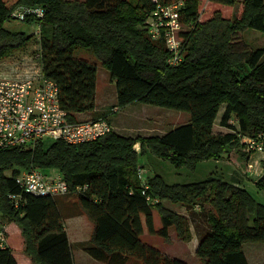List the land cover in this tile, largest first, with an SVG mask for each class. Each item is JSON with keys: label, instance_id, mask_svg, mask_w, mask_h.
I'll use <instances>...</instances> for the list:
<instances>
[{"label": "trees", "instance_id": "trees-1", "mask_svg": "<svg viewBox=\"0 0 264 264\" xmlns=\"http://www.w3.org/2000/svg\"><path fill=\"white\" fill-rule=\"evenodd\" d=\"M182 1V58L171 65L164 42L147 33L153 0H0V60L23 49L33 37L5 27L14 20L12 11L43 8L42 18L27 17L22 23L39 26L41 72L57 84L69 122L84 121L82 114H93L91 119L97 120L101 113L95 111L97 66L76 58L77 49L90 51L114 82L112 110L141 103L190 115L189 123L163 136L130 137L111 131L75 145L38 140L25 147L0 148V221L20 228L16 245L10 238L9 245L23 250L31 262L75 264L64 222L84 215L92 231L82 250L95 261L186 264L140 240L144 225L148 234L164 240L170 228L182 242L192 240L188 216L163 207L164 200L189 210L206 202L208 231L199 235L195 250L203 264H248L242 245L264 242V204L245 188L212 176L167 184L154 174L146 175L148 189L142 194L136 178L139 158L147 152L175 168L194 170L200 162L223 159L241 137L264 132V48L252 49L243 37L249 29L264 34V0H242L238 17L227 19L215 11L205 20H200L199 0ZM209 1L223 6L235 2ZM222 106L219 126L228 131L217 133L215 120ZM232 118L236 125L229 123ZM31 169L56 171L70 193L22 194L15 178ZM253 181L264 192V174ZM82 186L86 190L77 194L76 187ZM11 194H22L18 208L8 199ZM153 208L161 221L158 229ZM12 251L8 244L0 248V264H18Z\"/></svg>", "mask_w": 264, "mask_h": 264}, {"label": "rangeland", "instance_id": "rangeland-1", "mask_svg": "<svg viewBox=\"0 0 264 264\" xmlns=\"http://www.w3.org/2000/svg\"><path fill=\"white\" fill-rule=\"evenodd\" d=\"M131 1L135 2V0ZM199 11L200 20L208 19L215 11H220L224 18L232 19L240 16L242 11V0H235L232 6L215 4L209 0H199ZM5 27L12 31H21L26 35L37 36V38L28 42L23 49L16 50L12 52L10 56L0 60V78L16 79L24 76H34L41 70L36 54L38 48L37 25H27L22 22L10 20L5 24ZM243 37L252 49L264 48L263 33L249 29L243 33ZM74 55L78 59H84L96 64L97 80L95 104L98 109L100 108L101 112L100 116L97 118L105 117L111 125L112 131L130 137H156L163 136L171 130L189 123L190 115L186 112L141 103H133L114 112L112 110V105L116 102V89L107 71L100 63L94 60L93 55L88 50L77 49ZM7 62H12L14 64L7 67ZM229 123L231 125H236L237 121L235 118H232ZM214 131L217 133H224L228 130L220 127L217 121ZM49 143L50 141H47L45 145H49ZM134 148L138 151L139 145L136 144ZM241 150H243V148L238 144V146H234V148L224 156V158L227 157V160H223V158L217 163L213 160L203 161L198 163L194 170H188L184 167L175 168L169 162L163 161L148 152L139 158V165L146 172L147 176L154 174L160 175L167 184L193 183L205 180L209 176L219 178L220 173L227 175L232 170L234 172L236 171L241 177L245 176V178L247 177L253 180L258 179L264 174V160H260L253 154L264 156V153H251ZM232 151L235 154L232 153ZM242 154L245 155V158ZM248 166H250V169H248ZM222 179H224V176ZM247 190H249L250 194L255 197L258 202L264 204L263 191L256 190L255 188H248ZM161 205L175 213L188 216L193 234L192 240L188 243H184L177 239L173 228L169 229V239L164 240L158 236L148 234L145 225L144 234H142L140 240L160 252L183 261L186 264H203V262L195 256V250L199 235H203L208 231L206 220L210 211L206 202H200L198 206H194L191 210L184 208V206L180 204H173L166 200L162 201ZM152 214L154 227L158 229L161 227V221L155 208L152 209ZM79 227V230H73L72 228L69 230L72 250H74L76 256V258H74L75 262L77 264H102L90 258L82 250L84 244L89 240L92 231L90 221L87 218L82 220ZM6 232L7 231H5L6 244L12 248V254L16 261L18 264H26V259L29 257L24 254L23 250L14 246L16 245L15 243H17L18 235L9 233V230L7 232L8 236H6ZM9 238L14 245H9ZM242 247L248 264H264V242H246ZM28 263L35 264L31 262V260L28 261L27 264ZM128 264L140 263L130 261Z\"/></svg>", "mask_w": 264, "mask_h": 264}, {"label": "built area", "instance_id": "built-area-1", "mask_svg": "<svg viewBox=\"0 0 264 264\" xmlns=\"http://www.w3.org/2000/svg\"><path fill=\"white\" fill-rule=\"evenodd\" d=\"M154 8L149 13L145 25L147 33L154 41L162 40L170 52L168 63L177 65L181 61V32L184 25L180 21L183 1L162 4L153 0ZM43 8L18 7L11 13L14 21L22 22L27 17L42 18ZM39 36V26H37ZM39 61V60H38ZM41 67V65H40ZM117 109H113L116 111ZM112 131L107 119L71 123L67 113L61 108L57 84L46 79L41 70L34 76L9 79L0 78V148H20L36 143L38 140H61L75 145L100 139ZM239 145L244 152L264 153V132L255 137H241ZM250 169V166H248ZM136 178L144 190L148 189L146 172L139 165ZM22 194L36 197H58L70 193L64 179L59 175L46 176L31 169L23 171L15 178ZM85 187H76L77 194ZM22 194L8 196L11 204L18 208ZM146 200L155 203L156 200ZM5 229L0 224V248L6 247Z\"/></svg>", "mask_w": 264, "mask_h": 264}, {"label": "crops", "instance_id": "crops-1", "mask_svg": "<svg viewBox=\"0 0 264 264\" xmlns=\"http://www.w3.org/2000/svg\"><path fill=\"white\" fill-rule=\"evenodd\" d=\"M31 34V33H30ZM37 38V36H33L32 38H31V40H33V39H36ZM30 40V41H31ZM29 41V42H30ZM37 42H38V40H37ZM37 50H38V48H37ZM36 54H37V52H36ZM14 63H12V62H7L6 63V66L7 67H9V66H11V65H13ZM223 109H224V106H222L221 107V109L219 110V113H218V115H217V118H216V120H215V126L217 125V121L219 122V120H220V117H221V115H222V112H223ZM95 111H99L100 112V108L98 109L97 107H96V109H95ZM93 116V114H85V115H80L79 117L81 118V119H83L84 121H88V120H92L91 118H93L92 117ZM225 133V132H224ZM238 151V150H237ZM242 151V150H241ZM232 153H234L233 151H232ZM237 153V152H236ZM235 154V153H234ZM238 154V153H237ZM254 156H257L260 160L262 159V160H264V156L263 155H258V154H253ZM252 155V156H253ZM242 156H244V158H245V155L244 154H242ZM253 156V157H254ZM228 157H229V155H228ZM227 157H225L223 160H227L226 159ZM216 163L217 162H219V161H215ZM264 167V166H263ZM58 173L56 172V171H47L46 172V176H55V175H57ZM222 174H224V173H220L219 175H220V178H222L223 176H224V180L225 181H228V182H231V183H233V184H235V185H238V186H240V187H243V188H245L246 190L248 189V188H255V186H254V181H253V179H251V178H245V176L244 177H241V176H239L238 174H237V172L235 171H230L227 175H222ZM222 175V176H221ZM245 178V179H244ZM256 189V188H255ZM257 190V189H256ZM249 191V190H248ZM84 219H86V217L85 216H79V217H71V218H68V219H66L65 220V229H66V231H67V234H68V238H69V242H70V244H71V247H72V241L70 240V237H69V230H70V228H72L73 230H79L80 229V223L82 222V220H84ZM68 223H70V224H68ZM0 224L4 227V229H5V231H9L10 230V232L9 233H15V235H20V228L16 225V224H13V223H11V224H6V223H1L0 222ZM12 231V232H11ZM6 232V233H7ZM143 234H144V231H143ZM6 236H8V233H7V235ZM73 251V256H74V258H76V256H75V253H74V250H72ZM15 258V257H14ZM16 260V259H15ZM26 261L28 262V261H30L29 260V258L28 259H26ZM75 261V260H74ZM17 262V261H16ZM27 262H25L26 264H27ZM18 263V262H17ZM29 264V263H28ZM75 264H77L76 262H75Z\"/></svg>", "mask_w": 264, "mask_h": 264}]
</instances>
